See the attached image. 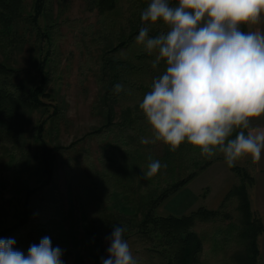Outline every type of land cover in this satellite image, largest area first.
I'll return each instance as SVG.
<instances>
[{"label": "trees", "instance_id": "16d2710c", "mask_svg": "<svg viewBox=\"0 0 264 264\" xmlns=\"http://www.w3.org/2000/svg\"><path fill=\"white\" fill-rule=\"evenodd\" d=\"M68 1L0 0V197L22 203L18 221L0 228V238L15 239V249L27 255L45 236L61 248L70 242L66 232H75L65 228L74 210L65 214L60 198L46 193L59 154L71 148L47 139L66 123L59 100L67 76L59 43L66 35L60 36L59 28L68 26L79 29L86 45L85 37L99 41L96 50L87 51L82 72L97 80L96 106L105 118L90 133L91 141L101 140L95 153L79 151L63 163L68 196L80 205L75 224L90 238L113 232L114 225L126 228L124 238L143 264H262L264 219L250 198L257 165L252 157L231 167L235 180L218 208L200 206L180 216L159 213L167 199L224 155L216 151L208 158L187 141L175 152L162 141L141 143L153 132L139 104L165 71L163 61L153 68L155 55L136 43L141 12L151 0H82L97 16L91 25L50 17L55 4L63 11ZM169 3L177 6V0ZM240 28L247 31V25ZM167 31L157 22L150 35ZM78 54H84L80 47ZM117 83L124 87L118 95L112 91ZM241 130L249 134L235 129L230 138ZM149 156L167 167L145 179ZM56 232L62 233L54 240L50 235ZM76 262L82 263L79 254Z\"/></svg>", "mask_w": 264, "mask_h": 264}, {"label": "clouds", "instance_id": "9594fccd", "mask_svg": "<svg viewBox=\"0 0 264 264\" xmlns=\"http://www.w3.org/2000/svg\"><path fill=\"white\" fill-rule=\"evenodd\" d=\"M264 0H151L141 12L143 26L136 37L149 55L152 67L162 61L165 71L153 81L139 109L153 135L142 144L162 141L175 152L187 141L208 158L216 151L228 167L250 155L261 160L264 131L245 134L250 121L264 114V31H243L240 25L264 23ZM163 22L168 31L152 36L153 25ZM113 93L124 91L122 84ZM145 179L166 164L152 159ZM126 228L114 225L108 238L107 258L101 264H139L128 241ZM13 238H0V264H64L63 252L50 237L24 252Z\"/></svg>", "mask_w": 264, "mask_h": 264}, {"label": "rangeland", "instance_id": "374dc122", "mask_svg": "<svg viewBox=\"0 0 264 264\" xmlns=\"http://www.w3.org/2000/svg\"><path fill=\"white\" fill-rule=\"evenodd\" d=\"M67 4L63 11L61 6L55 4L50 11V17L79 20L82 24L87 25L96 24L97 16L86 8L84 1L72 0L68 1ZM68 28V26L59 28L60 36L63 34L66 37H61L60 51L58 50L59 54H63L60 57L62 58V66H66L63 71L67 75L64 84L59 88V100L62 101L61 105L65 109L66 123H60L56 131L48 133L47 139L54 145L71 148L59 154L60 160L53 184L46 193L56 194L60 198V204L65 214L71 211V208L74 210V212L69 213L70 218L68 223H65V228H68V226L74 227L73 231L75 232H66L70 237V242L67 246L63 245L60 248L63 252L62 260L64 264H101L102 258L108 256L107 249L110 245L108 238L112 232H98L95 238H90L85 232H82L79 223L75 224L80 212V205L73 199V196L71 198L68 196L67 181L63 170V163L69 161L71 156L78 157V154L80 155L79 151L85 153L86 150L92 151L93 154L101 142L100 138L91 141L92 136L90 137V133L100 128L105 121L103 114L99 112L98 106H96L100 86L95 77L82 72L85 70L84 59H87V51L96 50L99 41L85 37V42L89 44L86 45L83 41L84 37L81 39L82 36H78L79 29L69 30ZM80 40L83 42H80ZM79 47L84 50L82 56L78 54ZM66 59H68L67 62ZM37 117L36 115L35 120H37ZM250 157L248 155L239 158L236 164L241 165ZM234 180V171L227 166L225 159L218 160L211 166L201 170L179 192L167 199L160 208L159 213L180 216L200 206H206L210 209L218 208L226 192L232 187ZM21 211L22 203L18 199L5 200L0 197V228L17 222ZM60 233L62 232H56V235H53L54 237L50 236L56 240ZM78 254L82 257V263L76 262ZM136 258L139 264H143L142 259Z\"/></svg>", "mask_w": 264, "mask_h": 264}, {"label": "crops", "instance_id": "0c3cea01", "mask_svg": "<svg viewBox=\"0 0 264 264\" xmlns=\"http://www.w3.org/2000/svg\"><path fill=\"white\" fill-rule=\"evenodd\" d=\"M264 21V14L261 15ZM247 31H264V23L247 25ZM248 133L256 134L264 131V114L250 121V126L246 129ZM254 172V185L250 191V198L253 208H255L264 219V151L261 154V160L256 162ZM262 264H264V234L261 237Z\"/></svg>", "mask_w": 264, "mask_h": 264}]
</instances>
